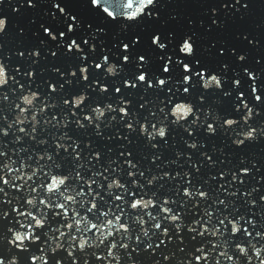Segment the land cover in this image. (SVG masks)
<instances>
[{
    "label": "water",
    "instance_id": "1",
    "mask_svg": "<svg viewBox=\"0 0 264 264\" xmlns=\"http://www.w3.org/2000/svg\"><path fill=\"white\" fill-rule=\"evenodd\" d=\"M110 6L119 12L118 0ZM69 17L76 22L71 33L67 31ZM0 19L6 22L0 32V66L8 77L7 83L0 87V129L8 133L0 136V151L5 154L0 167L13 161L12 166L19 168L23 161L27 165L25 174L38 167L52 175L68 177L66 187L70 191H84L88 203L92 202V197L87 196L89 191L97 197V211L91 214L86 211L87 203L80 208L78 200L76 210L80 215L98 223L99 211H109L115 216L123 207L129 227L127 240L124 234L114 233L103 244L83 252L76 249L75 242L69 245L68 239L76 234L70 232L60 241V249L52 252L54 234L53 244H49L46 234L63 222L58 218L52 220L49 212L45 228L34 230L37 242H26L27 251H17L7 243L11 239L7 229L18 230L11 209L15 206L27 210L25 190L17 193L4 188L0 200L7 203H0V216L4 212L8 216L0 220V260L7 264L14 257L17 264H28L31 257L43 254L49 264H72L73 260L76 264H105V261L117 264L107 257L109 244L116 243L113 254L119 264H193L201 254L208 256L201 264L217 261L229 264L218 255L221 251L225 257L231 256L235 264H259L249 245L264 248V240L256 238L257 233L264 235V0H155L145 15L132 23L122 18L109 20L91 7L90 0H0ZM154 36L165 45L163 51L151 44ZM185 39L194 49L190 57L181 56L178 51ZM134 40L138 43L134 44ZM72 42L81 49L79 53L75 49L67 51ZM124 46L129 49L127 53L121 51ZM125 56L128 63H122ZM168 56L190 67L195 65L193 70L204 71L205 79L216 76L220 87L205 89L198 76L192 78L190 85H183L185 74L174 62L169 73L161 71ZM241 56L243 60L238 59ZM104 57L115 69L112 76L104 71L108 65H102L100 70L95 68ZM140 57L144 64L138 63ZM81 67L87 68L86 80L80 77ZM70 72L75 75L70 76ZM141 74L153 84L152 89L135 80ZM248 75L254 80H248ZM156 79L168 83L158 88ZM234 81L238 82L237 87H233ZM125 82L136 87L124 88ZM253 86L260 102L253 98ZM49 87L55 91L50 92ZM101 87L107 91L101 93ZM185 87L189 88L188 94H182ZM28 94H35L38 99L26 110L27 122L19 126L25 130L21 134L15 124L19 115L16 105ZM81 95L84 102L72 108L71 101ZM238 95L243 97L242 101L237 99ZM175 103L188 104L193 114L173 124L167 113ZM241 103L252 111L247 113ZM123 105H127L128 116L122 118L119 109ZM40 107H45V111L41 113ZM95 108L104 112L99 120L95 118ZM109 108L113 111H108ZM246 113L249 119L245 123ZM227 119L237 123L225 128L223 123ZM129 124L131 131L127 128ZM141 124L146 129L144 135L139 130ZM208 124L213 126L212 134L207 132ZM153 126L165 127L164 139L148 140V134L155 130ZM250 130L253 138L237 146L234 141H240ZM57 144L63 147L58 149ZM38 156L50 159L37 161ZM128 164L134 167L129 168ZM242 172L248 174L241 175ZM77 174L79 181L75 178ZM38 176L39 179L30 182L32 187L41 180L47 183L46 177L39 173ZM5 179L10 180L13 188L19 184L12 183L8 175ZM86 180L95 181L91 189L83 186ZM112 180L123 188L108 194L107 185ZM185 190L203 192L207 198L200 200L198 195L185 198L182 195ZM116 195L122 196L124 205L113 202ZM132 199H151L155 207L134 213L127 207ZM164 200L170 203L164 205ZM160 207L178 214L179 223H169ZM32 212L35 214L36 209ZM207 213L212 214L211 218ZM225 216L232 222L239 220L240 228L248 229L251 236L245 238L243 231L232 236L228 220L220 223ZM134 217L143 218L147 238L140 235V226L132 222ZM155 223H160L159 230L153 229ZM202 226L220 231L216 237L201 236ZM189 227L194 231L190 233ZM161 232L167 235L161 236ZM87 236L93 238L92 233ZM121 244H127V248H121ZM213 244L217 245L215 249L211 247ZM237 245L247 250L246 256L236 251ZM197 248L203 252L198 253ZM67 250H73L72 257ZM96 256L105 260L97 261Z\"/></svg>",
    "mask_w": 264,
    "mask_h": 264
},
{
    "label": "snow or ice",
    "instance_id": "2",
    "mask_svg": "<svg viewBox=\"0 0 264 264\" xmlns=\"http://www.w3.org/2000/svg\"><path fill=\"white\" fill-rule=\"evenodd\" d=\"M115 2V0H90L91 7L93 9H98L100 12L103 13L105 17H107L109 20H116L118 18H122L126 22H136L138 21L143 15H145L146 10L149 9L151 6L154 5L155 0H118L119 3V12L116 11L115 8L111 7L110 4ZM53 7H57L56 5H53ZM61 14L63 15V11L61 10ZM71 23L67 27V31L69 33L73 32V24H75V20L72 17L68 18ZM6 22L4 19H0V32H2L5 29ZM45 35H49L48 31H45ZM51 39H55V37H51ZM61 39H63V35H61ZM87 43V41H85ZM133 43H138V41L134 40ZM151 44L158 48L160 51H163L165 48L164 44L159 43V37L154 36L151 40ZM75 49L76 52H80L81 49L75 44V42H72L69 44L67 51L71 52ZM91 50V49H90ZM122 52L127 53L129 51L127 46H124L121 48ZM181 56L184 57H190L193 52V46L189 42L188 39H185L184 42L180 45L178 49ZM32 55H36L33 53ZM83 59V57H81ZM239 60H243L244 58L241 56L238 58ZM174 62L177 66L180 67V70L185 74L183 76L182 83L183 85H190L192 78L199 77L202 87L205 89H208L209 87H220V83L216 76H211L208 79H205V72L199 71L196 72L193 70L195 67H190L188 64L184 63L180 59L176 58L173 61V58L171 56H168L164 60L163 67L161 71L165 74L169 73L171 71V63ZM122 63H128V57L125 56L122 60ZM139 64H144L145 60L143 57L138 58ZM102 65H108L106 68H104V71L109 76H112L115 72V69L113 66L108 64V60L106 57L102 58L101 61L97 64H95V68L97 70H100ZM87 68L81 67L79 69L80 77L82 80H86ZM29 77H31V73L28 74ZM70 76H74L75 73L70 72ZM247 75V73H246ZM248 80L252 81L254 80V77L252 75H248ZM8 77L6 74V71L4 67L0 66V87L4 86L7 83ZM135 80L139 84H147V88L152 89L153 84L150 82H147V77L144 74L138 75L135 77ZM168 82L164 79H156L155 86L158 88H163ZM238 82H233V87H237ZM124 88H135L136 84H129L128 82H125L123 85ZM100 92H106L107 89L101 87ZM50 92H54L55 89L52 87H49ZM116 92H119V88L116 89ZM189 88L185 87L183 89L182 94H188ZM257 89L253 86L252 88V94L253 98L256 102H260L261 97L256 94ZM6 100L7 97H4ZM38 99V97L35 94H28L24 95L19 100V104L16 105V108L18 109L19 115L15 120V124L18 126V130L21 134L24 133V128L19 127L20 125L25 124L27 121L25 119V113L26 110L29 108H32L34 105V102ZM238 100H243V97L238 95ZM85 100V97L83 95L79 96L78 98H75L71 101L72 108H78ZM67 101H65V105H67ZM20 105H23V107H20ZM127 105H123L119 109V115L123 117H127L128 113L125 111V108ZM241 108L247 109V113H250L252 110L247 107L246 104L241 103ZM39 111L42 113L45 111V107H40ZM108 111H113V109L109 108ZM164 108H160V112L164 113ZM239 111V109H237ZM93 112L95 113L96 120H99L103 115L104 112L101 111L99 108L93 109ZM246 115L243 117L244 122L246 123L249 119V116ZM193 114V109L185 103H175L174 106H171L170 112L167 113L168 116H171L173 124H177L179 122L185 121L189 116ZM207 115V114H206ZM36 113L33 112L32 115V124L33 128H35L36 125ZM166 118V117H165ZM55 119V117H53ZM83 119L85 121H88L91 123V120L88 116H84ZM193 123H195V120H193ZM237 123L236 120L233 119H227L224 121L223 126L225 128H231ZM81 125L79 122H77V127H80ZM9 128L12 127V125H8ZM154 131L148 134V140H152L154 137H159L161 139H164L166 136V129L165 127H159L155 128ZM128 130L131 129V125H127ZM140 133L141 135L145 134V126L143 124L140 125ZM214 131L212 124L207 125V132L209 134H212ZM191 134V133H189ZM8 133L4 131L3 129H0V136H7ZM253 138V131H248L246 134L243 135L242 139L240 141H234V143L239 146L244 141L251 140ZM56 147L62 148L63 145L57 144ZM189 147H194V145H189ZM65 152L68 151L67 148L63 149ZM75 148H73V152H75ZM4 153L0 151V159L4 158ZM78 159V157H75ZM37 161L43 160V159H50L46 156H38L36 157ZM93 159H98V157H93ZM14 162L13 161H6L3 163L2 167H0V172H3V175H0V196L4 195V188H9L10 191H15L17 193L21 192V189L25 190V196H24V205L26 206L27 210H20L18 207H12L11 211L13 215L16 217L18 230L13 231L12 228H8L7 231L11 233V239L7 241L9 246L16 247L17 251H27V249L24 247V245L27 243H36L37 238L35 236L34 230H40L45 228V224L47 222V216L48 213H52V220H56L57 218L62 221L63 223L60 225H57L55 227L50 228V234H46V239H48L49 244H53L52 234H54V247L50 248V251L55 252L56 250L60 249L61 244L60 241L64 240L66 237H68V234L70 232H74L76 234H73L68 239L69 245H71L73 242L76 244V249L83 252L86 248H93L98 247L99 245L103 244L105 241L109 240V238L113 237L114 233L116 234H124V239L127 240L129 233V227H128V221L126 218H124V212L123 207L120 208V214L113 216L111 212L109 211H99V222L94 223L91 222L86 215H80L79 212L76 210V205L79 200V206L80 208H83L84 205L87 203V213L91 214L97 211V197L92 195V192L89 191L87 193V196L92 197V202L88 203L86 199V194L84 191H75L69 190L66 187V182L69 179L68 177H60L57 175H52L50 172H44L41 168L38 167H32L30 169L29 174H25L27 165L21 161L19 168H14L12 166ZM129 168L134 167L131 164L127 165ZM6 170V171H5ZM38 173L47 178V183L44 184L41 180L40 183H37L35 187H32L30 182H34V178L39 179ZM247 172H242L241 175H247ZM5 175H8L11 179L12 183L19 182L18 186L11 187L10 180L5 179ZM131 176V173H129ZM76 180H80V176L76 175ZM223 179V177H221ZM95 181H83V186L87 187L88 189L92 188V185ZM149 184H151V181H149ZM28 186V187H25ZM133 187L135 188L136 185L133 184ZM30 188V192H29ZM107 188L109 190V193L113 189H121L123 186L119 184L116 180H112L111 183L107 185ZM42 192L43 196H40V193ZM131 195V194H129ZM182 195L185 198L191 199L192 196L198 195L200 200H205L206 194L203 192H197V193H190L188 190H185ZM84 198V199H81ZM113 202L118 203V205H124L125 201L122 199L121 195H116L112 197ZM0 203H7L6 200H0ZM170 202L168 200H164L163 204L167 205ZM223 204V201L220 202ZM110 207V205H109ZM127 207L132 212L137 211H144L147 212L148 209H151L155 207L153 204V201L151 199L144 200V199H132L131 203L127 205ZM36 209V213L33 214L32 209ZM159 211L168 218V222L172 224H178L179 223V216L170 214V211L165 207H160ZM209 218H211V213H207ZM8 216L7 212H4L2 216H0V220H3ZM111 217V218H109ZM151 219H155V217H150ZM123 220V222H122ZM224 220H228L227 216L223 218V220L220 221L221 225H223ZM133 223L138 224L141 228L140 235L143 237H148L149 233L147 230H144V220L140 217H134ZM198 224L199 221H196ZM247 223L251 224V221H248ZM228 224L230 225L231 235L236 236L238 233L243 231V234L245 238H249L251 234L249 233L248 229H241L239 226V220L236 222H232L231 220H228ZM161 228L160 223H155L153 225L154 230H159ZM188 231L191 233L194 231L193 227H189ZM220 231L219 228H215L212 231H209L207 227H201L199 235L203 236L205 234L211 235L212 237H216L217 233ZM92 233L93 238H88L87 234ZM161 236H166V232H161ZM260 240H264V235H261L257 233V237ZM164 240L160 241V244H163ZM253 248L252 256L256 257L259 260V264H264V259H261V253L264 252V248H256L254 245H249ZM117 245L116 243H111L108 246L107 249V257L112 260H116L117 264H119V261L116 256L113 254V250L116 249ZM121 248H127V244H121ZM150 247V246H149ZM159 247V245H157ZM213 249L217 247L216 244H213L211 246ZM147 250V248L145 249ZM196 251L198 253H202V248H197ZM236 251L241 256L247 255V250L244 247H241L237 245ZM43 253V249L41 250ZM67 255L69 257H72L73 250H67ZM218 255L221 258H226L229 262V264H235L233 262L232 257L228 256L225 257V253L221 251L218 253ZM95 259L97 261H104L105 258L102 256H96ZM208 256L206 255H199L195 257L193 264H201L202 261H207ZM0 264H5L4 260H0ZM7 264H17L16 258H11L7 261ZM28 264H49V261L45 259V256L43 254L39 256H33L29 259ZM59 264V262H57ZM72 264H76V261L73 260ZM106 264V261H105ZM217 264H219V261H217ZM250 264V262H249Z\"/></svg>",
    "mask_w": 264,
    "mask_h": 264
}]
</instances>
